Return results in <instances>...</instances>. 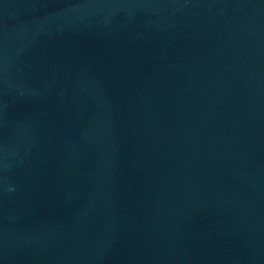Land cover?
<instances>
[{"label": "water", "instance_id": "water-1", "mask_svg": "<svg viewBox=\"0 0 264 264\" xmlns=\"http://www.w3.org/2000/svg\"><path fill=\"white\" fill-rule=\"evenodd\" d=\"M0 264H264V0H0Z\"/></svg>", "mask_w": 264, "mask_h": 264}]
</instances>
